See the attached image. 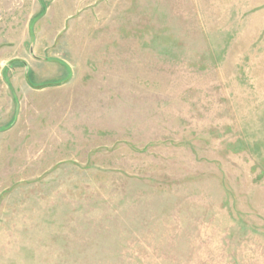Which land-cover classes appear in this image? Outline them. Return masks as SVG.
Listing matches in <instances>:
<instances>
[{
	"label": "rangeland",
	"instance_id": "obj_1",
	"mask_svg": "<svg viewBox=\"0 0 264 264\" xmlns=\"http://www.w3.org/2000/svg\"><path fill=\"white\" fill-rule=\"evenodd\" d=\"M0 264H264V0H0Z\"/></svg>",
	"mask_w": 264,
	"mask_h": 264
}]
</instances>
